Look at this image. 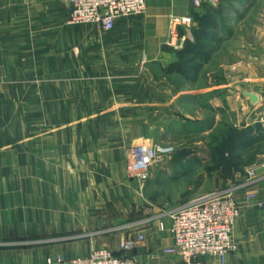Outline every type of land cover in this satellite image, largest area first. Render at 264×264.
<instances>
[{
    "label": "rangeland",
    "instance_id": "1",
    "mask_svg": "<svg viewBox=\"0 0 264 264\" xmlns=\"http://www.w3.org/2000/svg\"><path fill=\"white\" fill-rule=\"evenodd\" d=\"M214 7L221 43L193 84L165 72L184 45L171 31L194 40V21L178 27L171 16L158 53L140 23L146 12L103 31L74 23L70 0H0V264L115 252L153 215L213 193L230 194L241 210L254 205L249 192L263 198L250 188H264L256 173L264 165V0ZM208 9L190 0L180 17ZM124 21L141 33L128 40L119 33ZM258 126L255 141L234 139ZM141 143L176 150L145 183L127 172L130 150ZM215 153L223 155L220 167ZM234 153L245 167L232 163ZM256 263L264 258L249 264Z\"/></svg>",
    "mask_w": 264,
    "mask_h": 264
},
{
    "label": "built area",
    "instance_id": "2",
    "mask_svg": "<svg viewBox=\"0 0 264 264\" xmlns=\"http://www.w3.org/2000/svg\"><path fill=\"white\" fill-rule=\"evenodd\" d=\"M194 7L202 2L216 6L219 0H191ZM71 19L74 23L95 24L103 31L115 28L118 19L146 12V0H70ZM190 27L191 17H172L171 25ZM174 41L180 46L187 37L180 36L176 30L171 31ZM177 47V45H174ZM176 150L172 146L135 145L130 150L127 172L130 178L147 182L152 167L164 159L171 158ZM249 201L264 209V197L256 194L248 196ZM174 243L171 247L160 250L163 256H179L185 264H199L207 257L226 258L238 250L233 240L234 227L241 216V208L228 193H213L202 196L184 207L170 212ZM148 224V223H147ZM147 225H145L146 227ZM160 229L164 226L159 224ZM149 228V226H147ZM145 236L138 234L132 240H123L114 252L108 248L93 250L90 254L74 259H59L58 264H138L128 256L138 243L144 242Z\"/></svg>",
    "mask_w": 264,
    "mask_h": 264
},
{
    "label": "crops",
    "instance_id": "3",
    "mask_svg": "<svg viewBox=\"0 0 264 264\" xmlns=\"http://www.w3.org/2000/svg\"><path fill=\"white\" fill-rule=\"evenodd\" d=\"M189 1L190 0H146V15L143 20L140 21V23L143 30H146V32L144 33L146 36V43H148L147 41L150 40L152 44L157 46L156 52H158L160 46L165 42L167 38L166 27L169 18L171 16L180 17L187 15L189 11ZM119 23L123 22H117L116 26H118ZM124 23L126 24L127 22L124 21ZM128 24L129 22L127 23V27H120L119 33L127 36V39L129 40L131 39V36H135L141 33V30L135 27H129ZM155 28L156 33H153V30ZM150 57H152V55H150L147 50L145 58ZM250 103L252 105H255L251 101ZM174 109L176 108H173V110ZM263 156L264 155L260 154L258 158L260 159ZM262 162L263 161H259L260 164ZM256 173L259 176L258 179L261 180V177H264V165H259V167L256 168ZM250 189L252 190L251 192L257 191L260 193L261 197H264V188L261 189L259 185H253ZM246 192H248V190L245 191L244 194ZM249 194L256 193L249 192ZM244 201V198L240 199L241 203ZM249 203L254 204V202L250 201ZM254 205H242L243 210H241V216L237 220L234 227V236L239 245V252L236 254H230L226 258L225 264H249L250 260L253 258H257V260L260 257L264 258V211H261L256 215V212L252 209L254 208ZM169 214L153 215L154 219L151 225H149V228H147L146 226L144 231L140 233L145 236V241L137 244L135 250L129 252L128 254H126V256L133 257L138 262V264H185L184 262H182L179 256H163L160 254V250L171 247L174 243L171 231L173 222ZM160 223L163 224V229H160ZM115 248L116 249L114 250L116 251L118 248ZM83 252L84 251H82L81 253L79 252L78 254H76L79 256L74 258L85 256L86 254H83ZM199 264L222 263L218 258L207 257L201 259Z\"/></svg>",
    "mask_w": 264,
    "mask_h": 264
},
{
    "label": "trees",
    "instance_id": "4",
    "mask_svg": "<svg viewBox=\"0 0 264 264\" xmlns=\"http://www.w3.org/2000/svg\"><path fill=\"white\" fill-rule=\"evenodd\" d=\"M207 7L209 8L207 14L194 16L193 21L199 27L194 33V40L186 39L183 47L176 50L177 61L171 63L166 69L165 75L167 77L179 75L188 83H196L203 68L215 53L216 47L220 45L221 31L218 24L220 16L216 13L214 6L207 4ZM261 132L260 126H258V129L248 128L244 132H235L234 139L240 141V145L248 144L255 141L254 136L256 133ZM214 156V162L217 163V167H220L223 164V155L215 153ZM232 161L233 164L239 167L246 166L242 162V156H235V153L232 155Z\"/></svg>",
    "mask_w": 264,
    "mask_h": 264
},
{
    "label": "water",
    "instance_id": "5",
    "mask_svg": "<svg viewBox=\"0 0 264 264\" xmlns=\"http://www.w3.org/2000/svg\"><path fill=\"white\" fill-rule=\"evenodd\" d=\"M244 95L253 103V104H257L258 101H259V98L252 94V93H249V92H244Z\"/></svg>",
    "mask_w": 264,
    "mask_h": 264
}]
</instances>
